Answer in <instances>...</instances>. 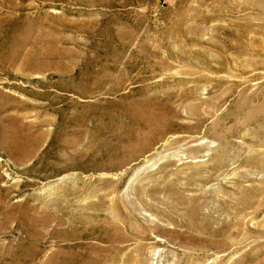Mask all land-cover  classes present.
I'll return each instance as SVG.
<instances>
[{"label":"rangeland","instance_id":"rangeland-1","mask_svg":"<svg viewBox=\"0 0 264 264\" xmlns=\"http://www.w3.org/2000/svg\"><path fill=\"white\" fill-rule=\"evenodd\" d=\"M263 1L0 0V264H264Z\"/></svg>","mask_w":264,"mask_h":264},{"label":"bare ground","instance_id":"bare-ground-1","mask_svg":"<svg viewBox=\"0 0 264 264\" xmlns=\"http://www.w3.org/2000/svg\"><path fill=\"white\" fill-rule=\"evenodd\" d=\"M243 4L245 5V2H243ZM250 7H252V6H250ZM257 22H259V21H257ZM238 26H239V28H238L237 37L239 38V43H237L236 49L238 50L239 53H246L248 57H247V60L245 62L244 61L243 62L238 61V64L235 67V69L239 72L241 71L240 74L241 73L243 74V73L249 71L252 67L256 68L259 65V61H258V59L254 58V55H260V54L264 53V27L261 26L262 28H261V30H259V32L261 31L263 34L261 36H257L258 34L257 35L254 34L256 31L252 33L251 30L253 29V26L250 25L249 22L238 24ZM258 26H260V25H258ZM255 27H257V26L255 25ZM251 78H250V80H251ZM249 100H250L249 98H246L243 101V103H245L247 105V108H248L246 121L254 120L257 117H259L262 121H264V95H263L261 101L259 102V104H257L256 106L251 105ZM249 162H251V163L253 162L257 165L262 164V166L264 167V162L261 163L259 160L256 159V157H254V159H251V157H250Z\"/></svg>","mask_w":264,"mask_h":264}]
</instances>
